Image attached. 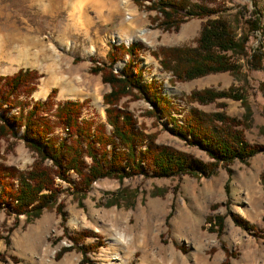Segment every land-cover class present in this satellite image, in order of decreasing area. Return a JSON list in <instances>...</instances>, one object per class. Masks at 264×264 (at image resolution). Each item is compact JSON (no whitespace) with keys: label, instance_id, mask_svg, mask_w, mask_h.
Returning a JSON list of instances; mask_svg holds the SVG:
<instances>
[{"label":"rangeland","instance_id":"374dc122","mask_svg":"<svg viewBox=\"0 0 264 264\" xmlns=\"http://www.w3.org/2000/svg\"><path fill=\"white\" fill-rule=\"evenodd\" d=\"M216 3L220 4L218 13L236 35L242 19L258 14L259 26L251 31L247 49L260 48V65L251 66L242 57L232 56L238 63L235 72L215 71L172 81L151 50L195 44L205 17L190 16L176 29L166 30L151 19L153 14L159 15L154 9L131 0H0V33L28 34L43 42L45 49L44 59L35 58L36 47L31 49L33 65L1 61L0 73L9 74L25 66L35 68L40 73L35 91L50 72L67 76L75 94H61L59 85L49 84L48 90L56 87L52 102L85 98L79 118L89 119L91 127L102 123L106 130L109 128L101 100L108 85L98 73L89 71V56L106 61L108 42L131 41L140 46L135 56L140 80L175 103L183 102L182 111L176 113L185 111L187 105L205 111L221 109L214 101L187 102L183 97L193 88L220 89L231 84L243 93L247 108L239 99L219 97L216 101L225 102L222 109L227 114L244 119L246 140L258 145L244 161L233 158L227 165L218 162L208 173L156 175L147 170L121 177L100 176L82 188L76 174L68 170L69 181L57 180L62 188L58 196L61 216L54 206L31 218L24 213L7 214L0 207V232L6 239L0 238V264H219L223 260L226 264H264V238L260 236L264 232V184L259 179L264 168V0ZM125 57L116 60L113 67L123 64ZM19 97L27 107L45 95L35 97L33 92ZM121 100L126 101L137 124L145 131H155L156 142L185 151L189 162L192 158L211 159L201 148L175 137L164 117L157 121L145 114L149 104L144 98L125 96ZM18 105L9 107L7 113L17 110ZM246 109L249 112L244 117ZM52 134L65 135L59 126ZM8 139L11 142L7 146L0 139L4 155L0 161L27 168L32 152L20 138ZM214 214H220V226L206 220ZM74 234L81 238L71 245L69 235ZM88 242L98 245L82 253L78 247Z\"/></svg>","mask_w":264,"mask_h":264},{"label":"trees","instance_id":"16d2710c","mask_svg":"<svg viewBox=\"0 0 264 264\" xmlns=\"http://www.w3.org/2000/svg\"><path fill=\"white\" fill-rule=\"evenodd\" d=\"M131 1L154 9L159 15L153 14L151 19L166 30L176 29L187 17H205L194 39L195 44L160 46L151 50L161 68L170 72L169 80H186L215 71L235 72L238 63L232 56L242 57L251 66L260 65V48L251 46L247 49L251 31L259 26L257 13L241 20L236 35L228 20L218 13L220 4L216 0ZM139 48L137 42H129L126 46L110 43L105 53L106 61L98 62L89 57L92 63L89 71L98 73L100 80L108 85V90L101 94L107 130L102 123L91 127L89 119H78L84 99L66 98L52 102L55 87L50 88L44 99H34L25 107L19 96L37 89L34 88L40 73L36 69L19 67L10 74H0V139L7 146L11 142L9 137L20 138L33 154L25 169L0 161V207L7 214L24 213L31 218L43 208L54 206L61 216L62 203L58 196L62 188L55 178L69 181L68 170H72L82 188H86L100 176L121 177L147 170L156 175L189 171L208 173L218 162L227 165L233 158L244 161L258 150V145L248 142L244 136V119L227 114L222 109L225 102L216 101L219 97L239 99L247 108L243 93L231 84L220 89L212 86L193 88L183 97L187 102L214 101L221 109L205 111L188 105L178 122L175 113L181 110L180 107L140 80L135 61ZM125 53V62L119 71H114L112 64ZM125 96L144 98L149 104L145 114L157 121L164 117L175 137L201 148L211 159L192 158L189 162L185 151L156 142L155 131H145L137 124L126 101L121 100ZM19 103L17 110L7 113L9 107ZM248 112L246 109L243 116L246 117ZM55 126H59L65 135H50ZM3 156L0 151V158ZM84 156L89 160L85 161ZM259 179L263 185L264 168ZM261 218L264 219V206ZM210 219L216 227L221 225L220 214L206 220ZM260 234L264 238V232ZM2 236L6 240L0 232V238ZM69 237L71 245L81 238L78 234ZM97 245L88 242L77 247L85 253L90 246ZM219 264L226 263L223 260Z\"/></svg>","mask_w":264,"mask_h":264},{"label":"bare ground","instance_id":"6f19581e","mask_svg":"<svg viewBox=\"0 0 264 264\" xmlns=\"http://www.w3.org/2000/svg\"><path fill=\"white\" fill-rule=\"evenodd\" d=\"M42 43L28 34L19 35L10 32L0 33V62L6 60L11 63L33 65L29 60L31 55L32 57L35 56L31 49L36 47L37 51L35 58L38 59L39 57H43L42 59H44L45 49ZM119 66L120 64H117L116 68ZM50 73L49 77L41 79L39 90L34 92L35 97L44 96L48 90L49 84L59 85L61 94L69 93L70 96L75 94L72 81L67 79V76H53V72Z\"/></svg>","mask_w":264,"mask_h":264},{"label":"crops","instance_id":"0c3cea01","mask_svg":"<svg viewBox=\"0 0 264 264\" xmlns=\"http://www.w3.org/2000/svg\"><path fill=\"white\" fill-rule=\"evenodd\" d=\"M0 250H1V241H0Z\"/></svg>","mask_w":264,"mask_h":264}]
</instances>
